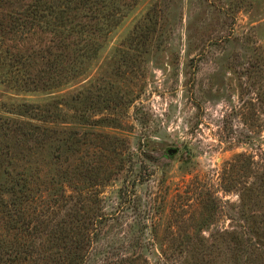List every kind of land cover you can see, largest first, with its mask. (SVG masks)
<instances>
[{
	"label": "rangeland",
	"instance_id": "1",
	"mask_svg": "<svg viewBox=\"0 0 264 264\" xmlns=\"http://www.w3.org/2000/svg\"><path fill=\"white\" fill-rule=\"evenodd\" d=\"M35 1L0 0V264H264V0H106L88 55V0Z\"/></svg>",
	"mask_w": 264,
	"mask_h": 264
},
{
	"label": "trees",
	"instance_id": "2",
	"mask_svg": "<svg viewBox=\"0 0 264 264\" xmlns=\"http://www.w3.org/2000/svg\"><path fill=\"white\" fill-rule=\"evenodd\" d=\"M35 2H36L35 5L29 8V9H34V10L28 12L25 16L27 18L38 19L39 21H41L44 7L46 6L47 3L51 4L53 0H36ZM79 2L80 3L78 4H81V0H79ZM86 3L88 4L89 9L91 10L90 12L91 19L90 20L86 19L85 21L88 22L87 25L83 23L84 27L80 26L79 30H76L77 34L73 35V38L76 37L79 39V42H83V46L80 48V50L83 51L82 55L84 54L88 55L90 52H96L99 49V46L96 40L101 37L102 33L105 30L108 32L111 29V25H112L108 18L109 16L107 13L108 11L106 12L107 14H103V15L101 14V9L109 8V5L106 4V0H96V2L94 3H93V0H88V2ZM59 19H62V18H59ZM91 22H94V24H92ZM59 27L62 28L63 26L61 25ZM74 70L71 69L70 71H74ZM62 75H65V74L59 73V76L56 79L50 80L51 81L50 84H54L55 82L56 83L60 82L63 78ZM14 251H15L14 255L16 257L15 261L19 259L21 260V255H26L27 253V251H25L24 249L22 250L15 249ZM15 261L11 260L10 264H14Z\"/></svg>",
	"mask_w": 264,
	"mask_h": 264
},
{
	"label": "water",
	"instance_id": "3",
	"mask_svg": "<svg viewBox=\"0 0 264 264\" xmlns=\"http://www.w3.org/2000/svg\"><path fill=\"white\" fill-rule=\"evenodd\" d=\"M175 153H176V150H174V149H170V150L167 151L168 155H173Z\"/></svg>",
	"mask_w": 264,
	"mask_h": 264
}]
</instances>
